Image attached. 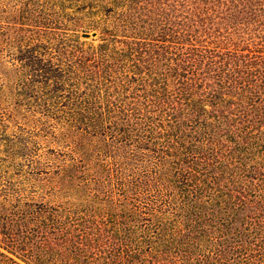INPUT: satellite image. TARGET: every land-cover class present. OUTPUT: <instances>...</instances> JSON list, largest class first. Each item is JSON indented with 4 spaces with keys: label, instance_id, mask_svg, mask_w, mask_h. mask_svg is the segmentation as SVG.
I'll return each mask as SVG.
<instances>
[{
    "label": "trees",
    "instance_id": "1",
    "mask_svg": "<svg viewBox=\"0 0 264 264\" xmlns=\"http://www.w3.org/2000/svg\"><path fill=\"white\" fill-rule=\"evenodd\" d=\"M57 2L0 22L6 158L65 141L69 182L93 148L123 179L84 210L0 194V264H264V0Z\"/></svg>",
    "mask_w": 264,
    "mask_h": 264
},
{
    "label": "rangeland",
    "instance_id": "2",
    "mask_svg": "<svg viewBox=\"0 0 264 264\" xmlns=\"http://www.w3.org/2000/svg\"><path fill=\"white\" fill-rule=\"evenodd\" d=\"M49 1L51 2L49 4H59L57 0ZM26 3H28L27 7L31 6L28 9L31 11H27L26 16L30 18L38 16L36 7L33 6L43 4V0H0V22L18 16L22 6L24 7ZM0 100L2 101L0 119H2L1 113L6 112L4 108L11 106V102L3 93L0 94ZM18 133L19 130L14 127V124H8L3 131L0 129V194L19 195L23 198L32 199L34 203L42 202L50 206H72L76 210H84L88 206L85 200L91 201L98 197L102 199L117 197V184L123 178L108 176L111 168L110 161L102 155L98 157L95 148L85 151L86 172L84 178H76L69 182L67 177L57 173L59 166H69L71 163L67 142L52 143L47 141L38 145L41 163L40 165H30L28 161L30 156L26 150L19 149L14 156L6 158L7 146L3 143V138ZM38 167L50 171V173H38L39 171L36 170ZM78 183L79 186H77ZM103 206L102 203L99 207L103 208Z\"/></svg>",
    "mask_w": 264,
    "mask_h": 264
}]
</instances>
